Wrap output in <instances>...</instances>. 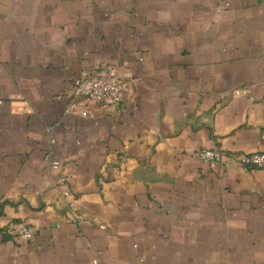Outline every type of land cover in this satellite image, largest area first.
Returning a JSON list of instances; mask_svg holds the SVG:
<instances>
[{"label": "crops", "instance_id": "1", "mask_svg": "<svg viewBox=\"0 0 264 264\" xmlns=\"http://www.w3.org/2000/svg\"><path fill=\"white\" fill-rule=\"evenodd\" d=\"M263 131L264 0H0V264H264V168L194 155Z\"/></svg>", "mask_w": 264, "mask_h": 264}, {"label": "built area", "instance_id": "2", "mask_svg": "<svg viewBox=\"0 0 264 264\" xmlns=\"http://www.w3.org/2000/svg\"><path fill=\"white\" fill-rule=\"evenodd\" d=\"M72 99L68 103L67 111L74 114L86 116L90 104L99 102L108 111H121L124 108V97L122 91V79L118 73L108 66H97L91 71L76 76L70 83ZM264 138V131L262 133ZM197 159L204 162H222L226 165H239L250 168H264V151H253L242 153L239 158L234 159L233 154H226L222 149L214 147H202L194 151ZM61 164L59 160L52 162L54 167ZM69 208L74 221H79L75 203L70 202ZM18 236L23 239H31L34 229L27 223H22L18 228ZM92 264H106L100 252L93 258Z\"/></svg>", "mask_w": 264, "mask_h": 264}]
</instances>
